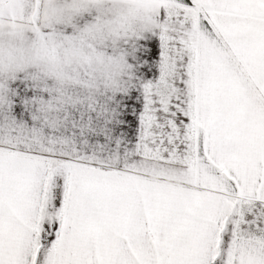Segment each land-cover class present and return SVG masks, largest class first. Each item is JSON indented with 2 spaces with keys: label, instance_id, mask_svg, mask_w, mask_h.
Returning <instances> with one entry per match:
<instances>
[{
  "label": "snow or ice",
  "instance_id": "snow-or-ice-1",
  "mask_svg": "<svg viewBox=\"0 0 264 264\" xmlns=\"http://www.w3.org/2000/svg\"><path fill=\"white\" fill-rule=\"evenodd\" d=\"M0 264H264V0H0Z\"/></svg>",
  "mask_w": 264,
  "mask_h": 264
}]
</instances>
